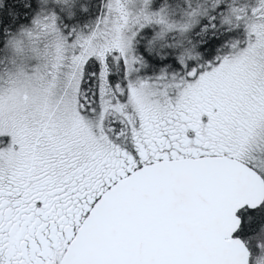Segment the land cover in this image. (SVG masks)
<instances>
[{
    "label": "snow or ice",
    "instance_id": "snow-or-ice-1",
    "mask_svg": "<svg viewBox=\"0 0 264 264\" xmlns=\"http://www.w3.org/2000/svg\"><path fill=\"white\" fill-rule=\"evenodd\" d=\"M0 264H264V0H0Z\"/></svg>",
    "mask_w": 264,
    "mask_h": 264
}]
</instances>
